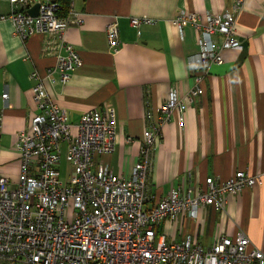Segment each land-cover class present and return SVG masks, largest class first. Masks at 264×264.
Masks as SVG:
<instances>
[{
	"label": "crops",
	"instance_id": "obj_1",
	"mask_svg": "<svg viewBox=\"0 0 264 264\" xmlns=\"http://www.w3.org/2000/svg\"><path fill=\"white\" fill-rule=\"evenodd\" d=\"M234 1H71L69 8L81 23L67 28L65 41L81 57V66L66 85H51L45 79L44 86L66 113L73 135L87 111L115 110V151L98 161L129 178L148 126L146 114L159 113L172 87L184 99L183 121L177 122L174 115L163 126L152 154L150 187L156 200L179 186L199 185L206 177L224 181L236 171H264V0H244L235 25L243 48L223 50V62L206 71L198 69V32L187 25L182 38L172 24L179 12L221 14ZM8 13V0H0V18ZM132 18L157 22L142 25L137 33L130 25ZM114 20L121 42L117 53L109 50L106 37V26ZM42 39L35 35L22 41L9 21L0 20V175L11 185L20 172L17 135L28 130L38 113L31 75L44 77L55 64L53 56L43 54ZM196 76L201 77L202 94L190 102L187 96ZM238 233L264 252V184L229 196L223 211L204 207L196 220L180 216L166 221L158 235L169 242L190 236L210 248L220 237L234 239Z\"/></svg>",
	"mask_w": 264,
	"mask_h": 264
},
{
	"label": "built area",
	"instance_id": "obj_2",
	"mask_svg": "<svg viewBox=\"0 0 264 264\" xmlns=\"http://www.w3.org/2000/svg\"><path fill=\"white\" fill-rule=\"evenodd\" d=\"M244 0H235L221 14L179 12L172 24L183 38L189 25L198 32L199 71L223 62L222 51L243 47L235 37L236 18ZM9 21L22 41L40 35L42 52L55 58L44 77L37 72L32 97L38 113L27 131L17 135L15 150L20 172L11 185L0 175V264H264V252L238 233L234 239L220 237L210 248L190 236L175 242L158 235L161 224L180 216L196 220L198 210L212 207L223 211L226 199L246 188L262 186L264 171L250 175L236 171L220 181L206 177L199 185L177 187L156 200L151 192L152 154L162 137V128L175 115L183 121L184 102L175 87L159 113L146 114L139 159L129 178L119 177L99 157L114 153L116 113L112 107L84 113L75 126L48 96L44 80L66 85L81 66V57L66 43L65 32L81 23L70 8L63 15L58 0H8ZM38 4L36 16L28 10ZM202 16L204 22H202ZM156 19L132 18L139 33L142 25ZM107 45L112 53L121 48L116 20L106 26ZM201 77H195L187 96L192 102L202 94ZM1 99L7 100V94ZM1 127V114H0ZM68 165L62 178L60 164Z\"/></svg>",
	"mask_w": 264,
	"mask_h": 264
},
{
	"label": "trees",
	"instance_id": "obj_3",
	"mask_svg": "<svg viewBox=\"0 0 264 264\" xmlns=\"http://www.w3.org/2000/svg\"><path fill=\"white\" fill-rule=\"evenodd\" d=\"M62 7V14L65 15L70 7L72 0H58Z\"/></svg>",
	"mask_w": 264,
	"mask_h": 264
},
{
	"label": "rangeland",
	"instance_id": "obj_4",
	"mask_svg": "<svg viewBox=\"0 0 264 264\" xmlns=\"http://www.w3.org/2000/svg\"><path fill=\"white\" fill-rule=\"evenodd\" d=\"M67 164L66 162L63 160L62 163L60 164V168H61V171H62V178H66V175H67Z\"/></svg>",
	"mask_w": 264,
	"mask_h": 264
},
{
	"label": "water",
	"instance_id": "obj_5",
	"mask_svg": "<svg viewBox=\"0 0 264 264\" xmlns=\"http://www.w3.org/2000/svg\"><path fill=\"white\" fill-rule=\"evenodd\" d=\"M38 8H39V5L38 4L34 5L33 7H31L28 10V14L31 15V16H36L37 13H38Z\"/></svg>",
	"mask_w": 264,
	"mask_h": 264
}]
</instances>
